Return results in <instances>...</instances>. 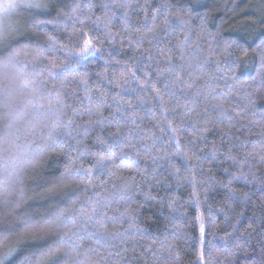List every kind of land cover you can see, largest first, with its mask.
<instances>
[{
    "label": "trees",
    "instance_id": "1",
    "mask_svg": "<svg viewBox=\"0 0 264 264\" xmlns=\"http://www.w3.org/2000/svg\"><path fill=\"white\" fill-rule=\"evenodd\" d=\"M41 2L55 10L12 19L24 35L10 38L44 53L39 76L23 55L11 70L8 91L23 100L11 116L0 83V148L9 132L24 152L53 139L31 163L15 152V166L0 160V221L63 210L69 196L77 209L100 200L81 254L58 253L67 264L90 248L98 264H197L202 247L201 264H253L264 245V0ZM29 12L62 14L56 27L33 29ZM85 41L94 53L81 58ZM16 120L19 132L9 127ZM69 157L83 170L62 183ZM58 232L14 234L0 255Z\"/></svg>",
    "mask_w": 264,
    "mask_h": 264
},
{
    "label": "snow or ice",
    "instance_id": "2",
    "mask_svg": "<svg viewBox=\"0 0 264 264\" xmlns=\"http://www.w3.org/2000/svg\"><path fill=\"white\" fill-rule=\"evenodd\" d=\"M93 5H89V8ZM32 9L40 10H55V5L49 9V5L41 2V0H0V83H2L4 88V98L3 104L9 109L8 115L11 116L14 114L13 110L16 107L23 103L22 95H13L8 89L14 83L15 76L12 74L11 70H15L16 66L22 61L20 57L26 56L34 61L32 65V72L39 76L42 69L38 68L40 64V58L43 56L44 49L40 47H30L28 44H21L20 40L10 38L11 32H19L18 29L9 30L5 24L4 19L12 13H17L21 11H28ZM76 11V8L73 9ZM62 13L57 12V19ZM29 15H32L31 27L33 29L39 28L44 25H53L57 26V19L44 20L35 18V15L29 12ZM264 19V17H262ZM19 35L23 36V32H19ZM45 35L48 36L49 41H52V37L45 32ZM75 33L69 34V38H72ZM15 45H20V47H15ZM49 47H55V41H52ZM261 51V59L264 60V43L257 46ZM92 44L91 41H85L84 46L81 49V54L87 53L91 50ZM264 66V65H262ZM53 67H59L58 65H53ZM24 68L27 69L28 65L24 64ZM50 74L56 75L52 73ZM27 77H25L26 79ZM45 83L41 81V87H45ZM31 95L35 98L38 96V91L34 90L31 92ZM51 95V92H49ZM43 105L40 106L36 111H41ZM98 110V109H97ZM48 111L52 112L53 108L50 104ZM47 118V117H46ZM99 122V121H98ZM20 122L16 120L13 124H10V128H14L15 132L20 131ZM57 124H53L52 128L55 130ZM14 135V132H9L8 136L5 137L4 142L8 144L6 148H0V160L3 161V167L7 168L9 165L15 166L16 157L13 156V153L22 154L29 163L34 161L39 155H41L48 147L51 145L48 141L52 140V134L49 133L48 141H45L42 144L36 145V150L31 152H24L21 147L15 144L14 140H11L10 137ZM7 153V156L5 154ZM88 152H82L81 157L87 155ZM104 157L101 156L98 162L97 167L103 164ZM83 170L82 165L78 164L77 160H73L69 157V163L66 167L64 173L60 177L62 183L72 182L75 180L76 176L81 173ZM90 171V170H89ZM91 184V181H88ZM21 196L23 192L21 190ZM71 207L64 208L63 210L53 211L47 214H26L25 218L18 223L13 222H4L0 221V245L4 241L8 240L10 236L14 234L23 235L25 232L29 231H45L51 229H60V232L56 233V239L53 242L45 239L43 236H32L30 239L24 242H18L15 247L9 248L3 255H0V264H48L49 258H54L51 261V264H67V262L60 257L58 253H65L69 251H75L77 255L81 254V242L87 238H91L95 233L92 229L96 226L98 221L95 217L100 214L99 209L102 206L100 200H95V206L91 209L84 208L81 206L79 209L76 208V205L81 203L78 199H71ZM89 202H93L92 197H87ZM19 207V204H17ZM58 208L59 206H55ZM36 215L40 216V219L35 218ZM102 226V225H101ZM96 232H99V228H96ZM112 235L105 231L101 236ZM204 228L201 226V242L203 243ZM99 243V240H97ZM94 249H88L85 260H76L72 264H98L97 261H92L89 253L94 252ZM111 255V253H109ZM103 259V257H101ZM205 260V252L203 247L200 250V253L197 257V264H201ZM253 264H264V245H262L261 255Z\"/></svg>",
    "mask_w": 264,
    "mask_h": 264
},
{
    "label": "rangeland",
    "instance_id": "3",
    "mask_svg": "<svg viewBox=\"0 0 264 264\" xmlns=\"http://www.w3.org/2000/svg\"><path fill=\"white\" fill-rule=\"evenodd\" d=\"M16 13H12V14H10V15H8L7 17H5V19H4V24H5V26L10 30L11 28H12V26H13V21H12V19L14 18V15H15ZM92 53H94L93 52V49L91 48V50L89 51V52H87V53H84V54H79V56L81 57V58H85V57H87V56H89V55H91Z\"/></svg>",
    "mask_w": 264,
    "mask_h": 264
}]
</instances>
